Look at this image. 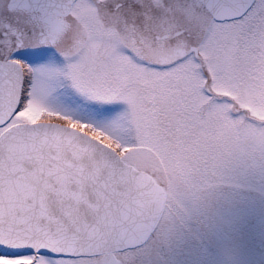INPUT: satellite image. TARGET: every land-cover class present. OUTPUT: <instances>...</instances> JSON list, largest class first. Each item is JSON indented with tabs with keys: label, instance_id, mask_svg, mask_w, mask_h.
<instances>
[{
	"label": "flooded vegetation",
	"instance_id": "flooded-vegetation-1",
	"mask_svg": "<svg viewBox=\"0 0 264 264\" xmlns=\"http://www.w3.org/2000/svg\"><path fill=\"white\" fill-rule=\"evenodd\" d=\"M261 1L257 0L246 17L227 26L223 43L214 40L212 50L215 48L217 52V47L223 44V53L215 57L209 49L211 59L203 46L207 45V39L203 38L200 44L190 28L189 12L191 6L193 9L196 6L192 0V5L190 0H97V10L88 13L86 9L73 10L58 17V25H53L39 11L9 10L4 6L0 13V61L23 63L33 56L54 55L59 63L60 57L69 61L66 72H72V76L88 72V91L99 93L101 100L111 90L122 94L128 88L145 86L149 74L172 73L166 79L169 84L156 83L163 89L151 87L149 92L155 102L149 108L153 110L150 114L154 116V130L166 124L164 135L172 163L169 172L175 178L179 173L186 174L187 200L199 204L200 232H203V240L197 244L201 245L200 250L194 247L195 238L188 235L185 243H175L177 249L174 247L173 251L181 249L179 253L187 258L185 264L196 261L256 264V260H264V229L255 240L254 210L250 206L254 203L253 185L239 184L244 181L239 180V172L244 169L249 172L254 163L264 168V154L254 158V152L239 149L240 142L233 137L234 147L226 149L224 141L228 139L222 133H198L199 118L185 115L191 101L182 88L185 72H191L192 67L195 72H212L208 69L211 63L224 72L225 68L230 72H264V0ZM174 5L183 8L177 11ZM135 9L142 15L139 23L132 19ZM230 41L235 53L229 57L224 51ZM102 75V81L97 82ZM153 160L149 169H144L160 180L166 176L159 174L163 162ZM180 161L186 162L185 167L180 168ZM233 204L240 205L235 212L229 207ZM244 208L246 212H239ZM210 237L218 258L215 263L211 262L213 255L207 249ZM137 256L141 257L142 251ZM151 256L154 264L159 262L158 253L152 252Z\"/></svg>",
	"mask_w": 264,
	"mask_h": 264
},
{
	"label": "water",
	"instance_id": "water-1",
	"mask_svg": "<svg viewBox=\"0 0 264 264\" xmlns=\"http://www.w3.org/2000/svg\"><path fill=\"white\" fill-rule=\"evenodd\" d=\"M74 0H11V6L67 12ZM218 19L250 0H203ZM18 66L0 64V126L16 111ZM164 192L110 147L58 124L15 126L0 138V252L51 256L106 254L143 244ZM114 264V263H113Z\"/></svg>",
	"mask_w": 264,
	"mask_h": 264
},
{
	"label": "rangeland",
	"instance_id": "rangeland-1",
	"mask_svg": "<svg viewBox=\"0 0 264 264\" xmlns=\"http://www.w3.org/2000/svg\"><path fill=\"white\" fill-rule=\"evenodd\" d=\"M262 1L260 3H262ZM187 5L188 3H185V6ZM190 5H192L191 0ZM3 7V2L0 0V13ZM172 7L177 11L183 8L176 7L175 5ZM80 8L86 9V13H88L89 10L98 9L97 4L91 2V0H79L75 7V11ZM133 15L134 18L132 19H136L139 23L141 21V13L135 9ZM189 15L192 20L190 28L196 41L202 44L201 40L203 38L208 39L207 45H203L207 48V55L209 49L211 50V54L215 57L218 53H223V44L217 47V52L215 48H213V51L210 45L214 44L215 39L221 41L224 38L222 36H225L226 32H228L227 26H229V24L211 26L209 16L198 6H195L194 9L191 6ZM110 20L114 21V19ZM219 36H221V38ZM232 44L233 41H230L224 51L227 52V55L229 54V57L235 53V47L231 46ZM57 59L59 63L52 56L28 60L30 72L26 73V86L21 108L12 119V123L34 124L42 122L86 127L89 131H97V133L103 134L109 138L112 146L123 149L134 148L135 146L132 144L136 142V144L147 146L149 151L146 153L138 150L136 153L129 154L126 158L130 163L143 160L154 163L153 159L159 156L163 160V166L159 169L160 176H165V172L167 171L166 178L170 180V182L176 180L173 174L168 173L170 170L168 158L170 146L167 145V137L164 135L166 124L159 125L157 130H154L155 126L152 122L154 116L150 114L153 110L149 108L150 105H153L151 103L155 102L152 95L150 96L149 91L151 87L154 85V90H156L157 87L158 89L161 88V85L158 86L156 83L160 84V82H162V84H165L166 82V84H169L166 79H168L172 73L159 72L157 76L149 74L145 77V86L141 84L136 87L128 88L122 95L119 94V97H115V93L112 91L111 98L110 94L105 98L113 100L108 103L103 99L101 100L81 90L72 79L71 72H66V69L69 67V61H63L60 57ZM258 67L263 66L259 65ZM209 68L216 76L218 89H220L221 92L226 90L230 91L240 102L247 104V106L249 105L248 108L251 115L258 120L252 121L247 119L244 112H240L239 115L233 117L228 113V104H230L228 101L223 99L210 100L204 96L200 87L202 77L199 72H195L194 67L191 68V72H185L184 74V79H186V81L182 88L187 100H191L194 106L207 109L206 111L209 116L207 121H210V123L207 124L208 126L206 128H216L218 130L216 132L217 134L222 133L226 139H228L224 141L226 149L234 147V139L231 138L233 137L238 139V144L240 142L238 146L239 149L252 150L255 155L261 156L264 154V124L257 122H264V72H230L226 68V72H224L214 63H211ZM245 76L247 77L241 86V89L244 90H241L237 82L242 81ZM75 78L78 79L81 87L86 88L88 86V72H77ZM103 78L104 75H102L97 82L102 81ZM144 92H147V96L144 95ZM148 96L149 99L147 100ZM130 97H133V99ZM192 103L190 104V108L193 106ZM243 106L246 105L239 104V107ZM246 145H249V147H246ZM152 151H154L155 154H153ZM144 164L146 166L152 165L148 163ZM251 168L252 167L249 169ZM253 177H257L256 171ZM260 180L262 184H255L254 186L255 201L253 209L256 230L260 227L264 229V197L262 196L264 193V176L263 179L260 178ZM255 181L256 179H252L249 184L252 185ZM183 194H187L185 187L183 189L171 187L170 202L174 200L180 201ZM186 215L187 210L178 212V215L170 214L169 210H167L164 221H161L159 230L155 232L154 237L149 243L142 248V256L135 255L131 258L130 255L125 254L119 255V258L124 259V262L130 261L136 264H154L151 260V255L152 252H155L159 255V262L155 264H165L164 261L169 258L166 246L168 245L173 252L177 241H181L183 244L188 235L195 234L191 228V230H189V226L186 224L193 220L190 217L186 218ZM197 223L199 224V222H195V229H202L201 225ZM176 249L177 247H175V251ZM180 250L175 253V257L171 258L175 264H184L185 262V258L178 255ZM32 257L33 256L13 259L0 256V264H99L98 258L73 260L65 258L55 259L44 256ZM216 261H218L216 257L211 259L212 263ZM258 264H264V260L258 259Z\"/></svg>",
	"mask_w": 264,
	"mask_h": 264
}]
</instances>
